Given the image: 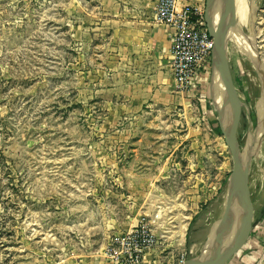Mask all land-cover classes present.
I'll use <instances>...</instances> for the list:
<instances>
[{
    "label": "rangeland",
    "instance_id": "374dc122",
    "mask_svg": "<svg viewBox=\"0 0 264 264\" xmlns=\"http://www.w3.org/2000/svg\"><path fill=\"white\" fill-rule=\"evenodd\" d=\"M247 1L226 46L253 220L223 264H264V0ZM117 2L0 0V264H112L114 237L141 221L154 264L228 237L232 167L210 85L189 107L135 99L107 23Z\"/></svg>",
    "mask_w": 264,
    "mask_h": 264
},
{
    "label": "crops",
    "instance_id": "0c3cea01",
    "mask_svg": "<svg viewBox=\"0 0 264 264\" xmlns=\"http://www.w3.org/2000/svg\"><path fill=\"white\" fill-rule=\"evenodd\" d=\"M154 4L155 0H118L116 3L118 7L114 8V19L107 22L114 28V40L119 43L118 51L122 56H127L126 53H128L129 57L126 60H121L120 63L123 62L124 69L129 72L130 88L131 91H135V99L145 95L155 105L162 103V105L166 104L170 107L173 105L189 107L194 103L198 90L204 89L209 84L211 96L218 112V80L220 78L212 66L208 74H202L198 78V82H200L198 90L176 88L170 74L169 48L172 32L169 28L154 22ZM184 5L197 8L203 17L215 26L217 19L213 21V17L218 12L217 8H220L221 0H177V9ZM237 34L238 38L231 42L239 41L241 43L240 39L243 41L241 34L239 32ZM156 257V252L154 254L147 253L144 255L143 262L144 264H154L156 262L152 260Z\"/></svg>",
    "mask_w": 264,
    "mask_h": 264
},
{
    "label": "built area",
    "instance_id": "2783aa9c",
    "mask_svg": "<svg viewBox=\"0 0 264 264\" xmlns=\"http://www.w3.org/2000/svg\"><path fill=\"white\" fill-rule=\"evenodd\" d=\"M177 0H155L153 20L171 30L170 74L177 89L199 88L198 78L211 68L213 40L202 13L191 5L177 9ZM156 244L144 221L114 237L106 256L112 264H144Z\"/></svg>",
    "mask_w": 264,
    "mask_h": 264
},
{
    "label": "water",
    "instance_id": "95a60500",
    "mask_svg": "<svg viewBox=\"0 0 264 264\" xmlns=\"http://www.w3.org/2000/svg\"><path fill=\"white\" fill-rule=\"evenodd\" d=\"M232 0H221L219 16L215 26L211 27L205 18L208 33L213 40L212 68L217 72L223 87L219 115L222 121L224 143L231 159L233 182L228 184L229 202L224 215L229 213V232L227 239L216 248L198 257L186 260L183 264H223L236 251L239 244L248 236L252 226L251 200L247 181V169L242 163L235 122L239 98L235 91L229 69L226 51V35L232 17ZM228 217V216H227ZM224 229L220 231L223 234Z\"/></svg>",
    "mask_w": 264,
    "mask_h": 264
},
{
    "label": "bare ground",
    "instance_id": "6f19581e",
    "mask_svg": "<svg viewBox=\"0 0 264 264\" xmlns=\"http://www.w3.org/2000/svg\"><path fill=\"white\" fill-rule=\"evenodd\" d=\"M247 0H232V17L234 19V22L237 23V25H245L248 22V12H249V8H248V4H247ZM257 3V2H255ZM253 4V3H252ZM218 12L215 13L214 17H213V21L214 19H218L219 16V10L220 8H217ZM249 25V24H248ZM250 26V25H249ZM243 27V26H242ZM248 30V29H247ZM237 34V33H236ZM229 39L232 41L233 38L231 36V34L229 35ZM248 72L250 73L251 79L253 80V83L256 84V89L257 91L259 90V68L258 66L253 62L252 58H248ZM218 107L221 105V101H222V95H223V91H222V85L220 80H218ZM241 100V99H240ZM258 100V99H257ZM263 101V100H262ZM264 107V104L263 106ZM263 110V108H260V111ZM263 134V133H262ZM257 138V137H256ZM254 140V139H253ZM260 146V145H258ZM250 153V152H249ZM264 158V157H263ZM260 167V166H259ZM252 172V171H251ZM261 177V176H260ZM256 181V180H255ZM229 185L226 184L225 189L223 190V192L221 193V210H222V216L225 213L226 209L228 208V202H229ZM264 187V186H263ZM264 192V191H263ZM264 198V197H263ZM214 207V206H213ZM255 216V215H254ZM213 220V219H212ZM253 220V219H252ZM202 221V220H201ZM199 225V224H198ZM203 225V224H201ZM204 227V226H203ZM204 230V229H203ZM195 232V231H194ZM197 232V231H196ZM198 234V233H197ZM193 235V234H192ZM203 236V235H202ZM195 237H193L194 239ZM202 238V237H201ZM197 240V239H196ZM199 240V239H198Z\"/></svg>",
    "mask_w": 264,
    "mask_h": 264
},
{
    "label": "trees",
    "instance_id": "16d2710c",
    "mask_svg": "<svg viewBox=\"0 0 264 264\" xmlns=\"http://www.w3.org/2000/svg\"><path fill=\"white\" fill-rule=\"evenodd\" d=\"M216 132H217L218 134L221 133V131L219 130V128H216Z\"/></svg>",
    "mask_w": 264,
    "mask_h": 264
}]
</instances>
